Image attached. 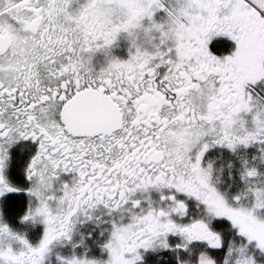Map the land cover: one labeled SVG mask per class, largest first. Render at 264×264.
Masks as SVG:
<instances>
[{"label": "snow or ice", "instance_id": "6c2138e0", "mask_svg": "<svg viewBox=\"0 0 264 264\" xmlns=\"http://www.w3.org/2000/svg\"><path fill=\"white\" fill-rule=\"evenodd\" d=\"M0 264H264V0H0Z\"/></svg>", "mask_w": 264, "mask_h": 264}, {"label": "flooded vegetation", "instance_id": "af4514ba", "mask_svg": "<svg viewBox=\"0 0 264 264\" xmlns=\"http://www.w3.org/2000/svg\"><path fill=\"white\" fill-rule=\"evenodd\" d=\"M219 154L218 152H213L210 154V158L214 161V163L217 165V166H222L224 163H223V160L218 157Z\"/></svg>", "mask_w": 264, "mask_h": 264}, {"label": "rangeland", "instance_id": "374dc122", "mask_svg": "<svg viewBox=\"0 0 264 264\" xmlns=\"http://www.w3.org/2000/svg\"><path fill=\"white\" fill-rule=\"evenodd\" d=\"M219 157V154H217ZM223 160V163H225V161L231 159V157L228 156V154L226 153L225 156L223 158H221Z\"/></svg>", "mask_w": 264, "mask_h": 264}]
</instances>
